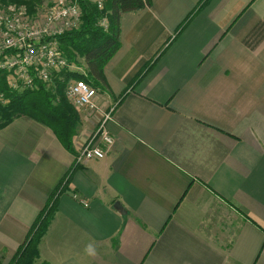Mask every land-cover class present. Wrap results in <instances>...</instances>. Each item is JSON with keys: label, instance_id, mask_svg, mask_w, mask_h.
Here are the masks:
<instances>
[{"label": "crops", "instance_id": "obj_1", "mask_svg": "<svg viewBox=\"0 0 264 264\" xmlns=\"http://www.w3.org/2000/svg\"><path fill=\"white\" fill-rule=\"evenodd\" d=\"M203 1L121 16L103 159L74 163L85 111L72 152L31 117L0 128V264L52 202L43 264H264V0Z\"/></svg>", "mask_w": 264, "mask_h": 264}, {"label": "built area", "instance_id": "obj_2", "mask_svg": "<svg viewBox=\"0 0 264 264\" xmlns=\"http://www.w3.org/2000/svg\"><path fill=\"white\" fill-rule=\"evenodd\" d=\"M106 1L47 0L45 8L35 16H29L21 6L0 3V71L6 74L8 87L34 90L39 85L50 86L55 78L63 81V73L84 77L85 68L67 61L56 38L80 26L85 2L103 11ZM98 25L106 30L107 17L103 16ZM64 94L75 109L85 111L88 118L95 120L75 154V165L103 159L114 144L107 128L114 107L83 79H68ZM6 103L8 100L0 94V105Z\"/></svg>", "mask_w": 264, "mask_h": 264}, {"label": "trees", "instance_id": "obj_3", "mask_svg": "<svg viewBox=\"0 0 264 264\" xmlns=\"http://www.w3.org/2000/svg\"><path fill=\"white\" fill-rule=\"evenodd\" d=\"M45 0H0L6 5L21 6L29 16L42 10ZM208 0L203 1L205 4ZM151 6V0H108L103 11L88 2L83 4L81 24L57 37L62 55L69 63L85 68L86 75L63 73L64 80L55 78L50 86L39 85L34 90H12L6 82V74L0 71V94L8 103L0 105V128L18 117H31L48 126L63 146L72 152L73 137L78 131L76 117L68 109L70 101L64 94L68 79H83L99 90L105 86L104 67L119 48L120 19L124 13ZM106 16L107 29L98 25ZM72 105V104H71ZM73 108V106H71ZM54 202L44 208L29 230L11 264H34L38 258L37 245L54 211Z\"/></svg>", "mask_w": 264, "mask_h": 264}, {"label": "rangeland", "instance_id": "obj_4", "mask_svg": "<svg viewBox=\"0 0 264 264\" xmlns=\"http://www.w3.org/2000/svg\"><path fill=\"white\" fill-rule=\"evenodd\" d=\"M46 4H47V0H45L44 3L42 4V8L43 9L45 8ZM70 105L67 104V107L71 111V113L74 114V117H76V121H77V124H78V128L77 129L81 130V128L84 127V120L82 119V115H80L78 113V110H76L74 107L71 108ZM87 134H86V136H87ZM86 136H85V138H86ZM84 142H85V140H84ZM224 212H226V211H224ZM220 220L221 219H216L215 218L214 227L218 228V223H219ZM220 225H221V227L224 228L222 231H225V232H227L230 235L232 233V230H233V227H234V220H227V216L224 215L223 222L220 223ZM223 234L224 233H222L221 235L223 236ZM38 258L35 259L34 264H43V262H41Z\"/></svg>", "mask_w": 264, "mask_h": 264}, {"label": "water", "instance_id": "obj_5", "mask_svg": "<svg viewBox=\"0 0 264 264\" xmlns=\"http://www.w3.org/2000/svg\"><path fill=\"white\" fill-rule=\"evenodd\" d=\"M114 209L117 211V212H120L122 214H125V211L123 209V207L121 206V204L119 202H115L114 204Z\"/></svg>", "mask_w": 264, "mask_h": 264}, {"label": "clouds", "instance_id": "obj_6", "mask_svg": "<svg viewBox=\"0 0 264 264\" xmlns=\"http://www.w3.org/2000/svg\"><path fill=\"white\" fill-rule=\"evenodd\" d=\"M94 247L90 244V245H88V246H86V248H85V252L87 253V254H89V255H93L94 254Z\"/></svg>", "mask_w": 264, "mask_h": 264}]
</instances>
